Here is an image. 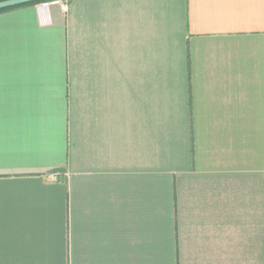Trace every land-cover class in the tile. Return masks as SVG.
Here are the masks:
<instances>
[{"label":"crops","instance_id":"obj_1","mask_svg":"<svg viewBox=\"0 0 264 264\" xmlns=\"http://www.w3.org/2000/svg\"><path fill=\"white\" fill-rule=\"evenodd\" d=\"M60 2L0 10V264H264V0Z\"/></svg>","mask_w":264,"mask_h":264},{"label":"water","instance_id":"obj_2","mask_svg":"<svg viewBox=\"0 0 264 264\" xmlns=\"http://www.w3.org/2000/svg\"><path fill=\"white\" fill-rule=\"evenodd\" d=\"M39 0H5L0 2V10L6 9V8H11L14 6H18L21 4H26L30 2H35Z\"/></svg>","mask_w":264,"mask_h":264},{"label":"built area","instance_id":"obj_3","mask_svg":"<svg viewBox=\"0 0 264 264\" xmlns=\"http://www.w3.org/2000/svg\"><path fill=\"white\" fill-rule=\"evenodd\" d=\"M51 3H61L60 0H54V1H50ZM50 2H46L45 4H50ZM63 8H67L68 5L67 3H62Z\"/></svg>","mask_w":264,"mask_h":264},{"label":"trees","instance_id":"obj_4","mask_svg":"<svg viewBox=\"0 0 264 264\" xmlns=\"http://www.w3.org/2000/svg\"><path fill=\"white\" fill-rule=\"evenodd\" d=\"M1 1H5V0H0ZM50 1H54V0H39V1H35V2H30V3H40V2H50ZM22 5V4H21ZM19 6V5H18ZM16 7V6H14ZM12 8V7H11ZM6 9H9V8H6ZM6 9H2V10H6Z\"/></svg>","mask_w":264,"mask_h":264}]
</instances>
